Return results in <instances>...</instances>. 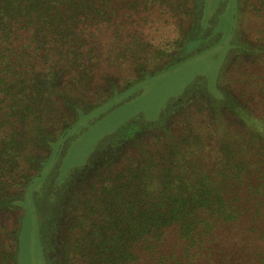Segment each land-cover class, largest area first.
<instances>
[{
  "label": "trees",
  "instance_id": "16d2710c",
  "mask_svg": "<svg viewBox=\"0 0 264 264\" xmlns=\"http://www.w3.org/2000/svg\"><path fill=\"white\" fill-rule=\"evenodd\" d=\"M148 1L0 0V264H20L28 201L56 264H264V113L221 86L129 119L46 185L80 130L189 56L131 27Z\"/></svg>",
  "mask_w": 264,
  "mask_h": 264
},
{
  "label": "rangeland",
  "instance_id": "374dc122",
  "mask_svg": "<svg viewBox=\"0 0 264 264\" xmlns=\"http://www.w3.org/2000/svg\"><path fill=\"white\" fill-rule=\"evenodd\" d=\"M179 1L149 0L147 5L142 6V11L133 15L130 22L134 17L140 16V24L148 37L157 44L170 40L174 45L178 42L176 45L179 47L182 42H187L185 50L189 56L171 69L146 79L141 84L145 88L142 94L114 109L85 131L80 130L83 123L80 122L73 130V133L79 130L80 133L71 143L70 150H67L68 156L63 167L65 175L72 167H79V164L87 162L98 141L120 128L132 116L138 120L140 113L151 122L157 121L170 97L178 95L194 82L197 85L193 88L197 87L208 96H211V92L218 94L215 89L221 86L219 90L221 88L227 92L229 103L234 100L244 111L249 110L252 116L262 117L264 0H205V3L201 0H188L183 8H177ZM197 2L203 5L199 7ZM194 7L197 9L194 10ZM127 8L131 13L135 12L133 7ZM189 8V11L184 10ZM199 8L202 14L199 13ZM139 21H132L131 27L137 28ZM201 27L205 28L204 32ZM189 38L194 39L188 40ZM200 40L204 42L200 43ZM181 53L185 51L179 47L178 55ZM213 84H217V87ZM232 127L237 131L241 130L237 126ZM53 169L56 170L53 167L51 171ZM49 178L45 182L55 180ZM25 209L20 264H45L41 261L37 218L30 201Z\"/></svg>",
  "mask_w": 264,
  "mask_h": 264
},
{
  "label": "flooded vegetation",
  "instance_id": "af4514ba",
  "mask_svg": "<svg viewBox=\"0 0 264 264\" xmlns=\"http://www.w3.org/2000/svg\"><path fill=\"white\" fill-rule=\"evenodd\" d=\"M201 30L202 32H204L205 28L201 27ZM200 31V30H199ZM201 39H203L201 36H199ZM205 40V39H204ZM204 40H200V43L204 42ZM208 40V39H207ZM196 86L197 84L194 82L193 84L191 85H187V87L182 91L180 92L178 95H175V96H172L170 97V101L168 102V104L164 107V108H168L171 104H178V103H181V105L185 102H183L185 100V97H189V96H193L196 97L197 95L201 94V95H204L205 93L203 92H200L199 89L197 87H194L193 86ZM213 85H217V84H213ZM211 87V86H210ZM217 87V86H216ZM217 91V89H215ZM218 92V91H217ZM211 96L210 97H213L214 99L217 98V96H219L217 93L213 94V92H211ZM208 96V95H207ZM190 99V98H189ZM182 101V102H181ZM163 108V109H164ZM162 109V111H163ZM140 116H138L139 118H142V114L138 113ZM129 119H137L135 116H132L131 118ZM126 120L123 124H121L120 126L122 127L126 122L129 121ZM91 123L89 125H87L88 127L93 125L94 123L92 121H90ZM87 129V128H86ZM77 134V133H76ZM58 162V161H57ZM56 162V163H57ZM88 162V161H87ZM55 164V163H54ZM87 164V163H86ZM52 167V166H51ZM59 181V180H58ZM58 181H49L47 182V184L44 182L42 183V185L46 184V185H50V184H53V183H56ZM60 182V181H59ZM67 183V182H66ZM42 185L40 188H42ZM36 200V199H35ZM34 203V202H33ZM35 216L37 218V228H38V232L39 233V243H40V247H41V261H43L45 264H56V255H57V252H56V246H55V239L54 241H52L53 239L51 238V234L53 233L52 231H49V239L45 240V242H42V239H43V234L41 231H39V226L41 225V222H42V215L40 214L39 215V212L37 211V209L35 208ZM53 246H55V249L53 250ZM56 254V255H55Z\"/></svg>",
  "mask_w": 264,
  "mask_h": 264
},
{
  "label": "water",
  "instance_id": "95a60500",
  "mask_svg": "<svg viewBox=\"0 0 264 264\" xmlns=\"http://www.w3.org/2000/svg\"><path fill=\"white\" fill-rule=\"evenodd\" d=\"M67 156H68V153H67ZM67 156H66L65 159L61 162V164H59V166L54 167V168H56V170L53 169V170L48 174L47 178L50 177V178H59V179H62L63 176H64L63 179H65L66 177H68V176L70 175V173H71L76 167H72L70 170H68L66 175L63 173V167H64V163H65V161H66ZM89 157H90V156H89ZM88 159H89V158H88ZM87 161H88V160H87ZM82 165H83L82 163L79 164V166H82ZM62 175H63V176H62ZM50 178H49V179H50Z\"/></svg>",
  "mask_w": 264,
  "mask_h": 264
}]
</instances>
